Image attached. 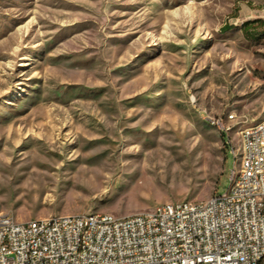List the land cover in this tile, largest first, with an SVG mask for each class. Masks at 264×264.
<instances>
[{"label": "rangeland", "instance_id": "rangeland-1", "mask_svg": "<svg viewBox=\"0 0 264 264\" xmlns=\"http://www.w3.org/2000/svg\"><path fill=\"white\" fill-rule=\"evenodd\" d=\"M247 20L264 0H0L2 208L123 217L223 193L264 119ZM231 113L227 133L208 117Z\"/></svg>", "mask_w": 264, "mask_h": 264}, {"label": "built area", "instance_id": "built-area-1", "mask_svg": "<svg viewBox=\"0 0 264 264\" xmlns=\"http://www.w3.org/2000/svg\"><path fill=\"white\" fill-rule=\"evenodd\" d=\"M227 133L228 120L209 115ZM241 170L206 201L18 221L0 202V264H264V125L241 131Z\"/></svg>", "mask_w": 264, "mask_h": 264}, {"label": "bare ground", "instance_id": "bare-ground-1", "mask_svg": "<svg viewBox=\"0 0 264 264\" xmlns=\"http://www.w3.org/2000/svg\"><path fill=\"white\" fill-rule=\"evenodd\" d=\"M233 115H234V113H231V114H228L227 116H228V118H231ZM211 123L213 125L217 126L215 120L212 119ZM259 125H264V119H262L261 121L255 123V124H253L251 126H248V127L244 128V129H242L241 131L248 130L251 127H259ZM231 127H232L231 125H227V131H229L231 129ZM244 154H246V142H245V140H242V156H241V161H240V167L237 170H241L242 169ZM233 170H236V169H233ZM96 213H100V212H96ZM104 215L105 216H112V218H106V225H114V220H126V216L117 217V216H114V215H112L110 213H104Z\"/></svg>", "mask_w": 264, "mask_h": 264}, {"label": "trees", "instance_id": "trees-1", "mask_svg": "<svg viewBox=\"0 0 264 264\" xmlns=\"http://www.w3.org/2000/svg\"><path fill=\"white\" fill-rule=\"evenodd\" d=\"M259 20V19H258ZM258 20H247V21H244L242 24H241V27L240 29L243 31V33L247 36H251L253 35L251 32H252V27L251 25L255 22H262L264 24V21H258ZM230 27L229 26H225L224 27V30H228Z\"/></svg>", "mask_w": 264, "mask_h": 264}]
</instances>
